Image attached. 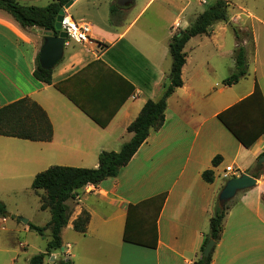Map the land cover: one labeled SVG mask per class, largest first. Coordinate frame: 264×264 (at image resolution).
Instances as JSON below:
<instances>
[{
	"label": "crops",
	"instance_id": "obj_1",
	"mask_svg": "<svg viewBox=\"0 0 264 264\" xmlns=\"http://www.w3.org/2000/svg\"><path fill=\"white\" fill-rule=\"evenodd\" d=\"M17 1L48 6L54 0ZM133 4L121 8L113 21L114 0L74 1L68 11L74 9L70 14L76 21L91 25L92 43H66L50 85L37 80L34 70L44 37L53 33L38 27L24 29L0 10V108L30 98L46 112L53 127L52 140L47 142L0 136V201L12 215L0 217V264H29L33 256L20 260L17 248L26 250V244L18 242L16 235L29 233V222L45 226L51 220V213L45 224L32 218L27 224L20 220L28 216V209L31 213L50 212L41 208L45 191L32 189L39 169L43 165L97 168L100 153L120 151L133 136L129 125L148 100L163 96L164 85L169 83L172 38L187 29L209 2L142 0L130 19L137 0ZM155 4L152 15H147ZM228 22L216 24L208 35L193 37L186 44L183 86L167 99L164 125L150 134L117 177L87 185L75 200L67 202L71 217L62 240L63 233H68L69 239L63 240V248L53 251L44 264L47 258L56 262L58 252L63 253L60 260L73 257V264H197L215 201L224 186L220 182L223 170L234 166L241 174L253 177L264 154V133L246 148L218 118L249 97L256 83L233 91L250 70L249 48L241 37L244 27L236 30L247 52L248 74L232 86L218 88V82H212L220 57L231 58L222 81L236 72L238 38L235 34L234 50H227L226 42L220 39L230 27ZM254 47L257 61L255 40ZM259 87L263 101L258 99L227 116L229 121L239 120L248 131L245 137L264 128V90ZM207 170L214 173L212 183L202 177ZM256 179L254 188L233 199L211 264H264V173ZM26 192L32 195L27 199L23 195L22 203L17 202L11 210L10 199ZM163 193L167 196L156 220V247L124 241L129 207ZM29 196H36L38 201ZM157 205L131 210L132 239L153 244ZM83 210L90 214L85 234L73 228ZM44 237L50 241L49 230Z\"/></svg>",
	"mask_w": 264,
	"mask_h": 264
},
{
	"label": "trees",
	"instance_id": "obj_2",
	"mask_svg": "<svg viewBox=\"0 0 264 264\" xmlns=\"http://www.w3.org/2000/svg\"><path fill=\"white\" fill-rule=\"evenodd\" d=\"M72 0H54L46 7L27 6L17 0H0V10L10 15L22 28L38 27L49 29L54 32L57 19ZM228 0H215L214 4L209 5L191 25L175 35L169 45V51L172 58V66L169 75V83L164 85L163 96L157 100H148L143 106L138 117L129 125L128 132L133 134L130 141L123 144L120 151H103L98 157L97 168H77L66 166H51L48 169L38 173L33 182L32 189L44 190L42 197L43 210L49 209L51 220L45 226H37L29 222L28 226L40 236H45L46 231H50V241L47 244L46 251L34 255L29 264H44L46 257H51L53 251L63 248L62 231L68 225L71 217V208L67 204L69 200H75L79 196V191L87 185H98L107 178L117 177L120 170L127 166L139 148L147 141L150 134L158 131L165 123V112L167 109V99L174 91L183 86L182 68L186 62L184 48L191 38L208 35L216 24L228 22ZM120 7L111 6V18L117 19ZM239 45L235 50L236 72L224 81L225 86H232L238 83L248 74L247 52L244 46L240 45V35L235 29ZM53 69L46 70L41 67L39 59L34 70V77L44 84H52ZM60 90V87L56 85ZM258 99H262L259 84L255 83L254 92L246 99L240 101L230 109L218 115V118L233 133V135L246 147L249 148L255 140L264 133V128L256 135L252 134L245 137L248 132L244 130L239 120L229 121L227 116L244 105H248ZM105 126V125H104ZM0 136L12 137L29 141H51L53 137V127L46 112L30 98H23L9 105L0 108ZM262 156V155H261ZM260 156V157H261ZM259 157V159H260ZM216 157L213 164H216ZM258 159V161H259ZM264 173V165H257V170L253 173L254 178H259ZM207 183L214 181V173L207 170L202 175ZM167 194L163 193L141 203L130 206L127 218V224L124 232V241L141 244L143 246L156 247V220L160 208L164 203ZM233 201V200H232ZM220 207L218 200L215 201L213 214L210 219V230L205 238L201 248V258L197 264H211L213 260L212 250L210 256L205 258L203 253L210 240L216 244L221 239L223 224L231 204ZM158 204L153 219L154 242L146 245L131 238L130 233V212L134 208H143L149 205ZM6 205L0 201V217H6ZM90 221L89 212L83 210L73 223L75 231L85 234ZM59 264H73L70 259L60 260Z\"/></svg>",
	"mask_w": 264,
	"mask_h": 264
},
{
	"label": "rangeland",
	"instance_id": "obj_3",
	"mask_svg": "<svg viewBox=\"0 0 264 264\" xmlns=\"http://www.w3.org/2000/svg\"><path fill=\"white\" fill-rule=\"evenodd\" d=\"M115 4L117 5V0H114ZM142 0H137V6L131 13L130 19L135 15L134 13L137 12V9L140 6V3ZM208 5H203L202 9L205 10L209 5L214 4V0H208ZM23 3V1H22ZM29 5H35L34 3H28ZM36 6H46L43 3H36ZM157 4V3H156ZM152 6L149 9V12L147 15H150L155 7ZM135 4H131L129 7H133ZM118 6V5H117ZM121 9V8H120ZM124 9V8H123ZM74 13L75 10H69V13ZM229 14V24L230 27L227 28L226 34H222L220 39L222 41H225L227 44V50H234V44H235V29H240L242 27L243 30L241 31V37L242 40H244V43H247L248 46V62H249V75L241 80L240 84L234 86V92L238 89V87H241L242 85H251L253 82H257L259 85L262 86L264 90V23H260L259 20L264 21V0H230V5L228 9ZM152 15V14H151ZM240 35V34H239ZM254 35V39H253ZM254 40L256 43V50L255 55L258 57V60L255 61L253 49L254 47ZM236 50V49H235ZM217 65H218V72L217 74H212V82L214 84L218 82V88H222L225 86L224 81L229 78L231 75H227L223 81L220 79V77L225 73L229 72L226 68L227 65L230 63V56H224L217 59ZM256 62V63H255ZM229 74V73H228ZM228 93L231 90H226ZM226 93V92H225ZM224 93V94H225ZM224 104V103H223ZM224 105H219L218 108L223 107ZM23 143H29V142H23ZM54 166V165H53ZM50 166L43 165L39 170V172H42L46 169H48ZM86 168V167H85ZM220 182L225 184L226 181L223 180V178L220 179ZM31 191V190H29ZM24 195V196H23ZM28 195H32L29 192H26L22 194L21 196L12 197L9 201V207L12 210L15 208L14 206L21 202V197L23 196L25 199H27ZM32 199H36L38 201V198L36 196H29ZM22 203V202H21ZM29 210V209H28ZM26 211L28 216L22 217L23 219L29 220V218H32L33 222L39 223V224H45L50 220V212L48 211H40L36 213H31V211ZM31 216V217H29ZM11 221V220H10ZM11 223V222H10ZM18 242L25 243L26 244V250H22L20 247L17 249L21 252L20 260L22 261L23 257L27 256H34L39 254L41 252L40 250L44 251L48 242V238L44 236H40L35 231L31 230L29 233H17ZM69 239L68 233H63V240L66 242V240ZM61 252H58L57 254V261L52 262L50 258L46 259V264H59V261L61 259ZM53 257V256H52ZM72 262L74 261L73 257H68ZM66 260V258H65Z\"/></svg>",
	"mask_w": 264,
	"mask_h": 264
},
{
	"label": "water",
	"instance_id": "obj_4",
	"mask_svg": "<svg viewBox=\"0 0 264 264\" xmlns=\"http://www.w3.org/2000/svg\"><path fill=\"white\" fill-rule=\"evenodd\" d=\"M76 0H72L66 8H69L70 5ZM135 0H117V5L120 8H125L128 5L134 3ZM62 13L57 19V23L55 26V32L58 34L55 35L53 31L49 29H45L47 33H53V35H47L44 37V44L41 48L39 55V63L42 68L46 70L53 69L63 58L64 49L66 45V39L68 37L67 33L62 30L61 27ZM259 165H264V154L260 157L258 161ZM257 184V179L248 175L246 173L241 174L237 178H231L227 180L218 194L217 200L220 207H225L228 203H230L238 193L246 191L248 189L254 188ZM6 217H11V213L6 212ZM20 220L27 224L28 220L20 218ZM216 242L214 240H210L204 249V257L208 258L214 249ZM54 260V257H52Z\"/></svg>",
	"mask_w": 264,
	"mask_h": 264
},
{
	"label": "built area",
	"instance_id": "obj_5",
	"mask_svg": "<svg viewBox=\"0 0 264 264\" xmlns=\"http://www.w3.org/2000/svg\"><path fill=\"white\" fill-rule=\"evenodd\" d=\"M62 30L65 31L68 35L66 43L73 41L79 44H91V32L92 27L89 23L78 22L75 18L69 13L68 8L64 7L62 12L61 20ZM241 175V170L237 169L234 166H227L222 173V178L227 181L231 178H237Z\"/></svg>",
	"mask_w": 264,
	"mask_h": 264
}]
</instances>
